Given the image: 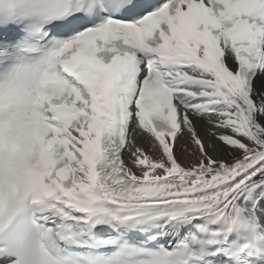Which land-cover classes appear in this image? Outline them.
Returning <instances> with one entry per match:
<instances>
[{"label":"snow or ice","instance_id":"1","mask_svg":"<svg viewBox=\"0 0 264 264\" xmlns=\"http://www.w3.org/2000/svg\"><path fill=\"white\" fill-rule=\"evenodd\" d=\"M0 264H264V0H0Z\"/></svg>","mask_w":264,"mask_h":264},{"label":"bare ground","instance_id":"2","mask_svg":"<svg viewBox=\"0 0 264 264\" xmlns=\"http://www.w3.org/2000/svg\"><path fill=\"white\" fill-rule=\"evenodd\" d=\"M187 139V137H185L184 138V140H186ZM184 140H181V147L183 146V144H184ZM142 143H143V141H141Z\"/></svg>","mask_w":264,"mask_h":264}]
</instances>
